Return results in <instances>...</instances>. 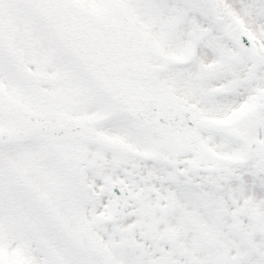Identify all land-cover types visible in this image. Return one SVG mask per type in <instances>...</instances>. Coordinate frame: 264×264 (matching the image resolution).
Segmentation results:
<instances>
[{
  "label": "snow or ice",
  "instance_id": "1",
  "mask_svg": "<svg viewBox=\"0 0 264 264\" xmlns=\"http://www.w3.org/2000/svg\"><path fill=\"white\" fill-rule=\"evenodd\" d=\"M0 264H264V0H0Z\"/></svg>",
  "mask_w": 264,
  "mask_h": 264
}]
</instances>
